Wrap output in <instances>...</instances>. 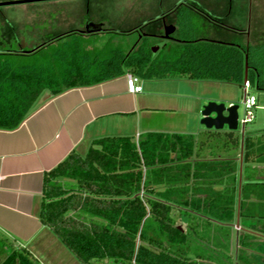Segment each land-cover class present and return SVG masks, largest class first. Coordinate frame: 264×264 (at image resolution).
I'll return each mask as SVG.
<instances>
[{"label":"trees","instance_id":"obj_1","mask_svg":"<svg viewBox=\"0 0 264 264\" xmlns=\"http://www.w3.org/2000/svg\"><path fill=\"white\" fill-rule=\"evenodd\" d=\"M183 8L195 9L179 3L169 12L178 16L169 57L154 51L150 36L129 53L91 54L80 32L55 39L74 36L62 45L52 40L30 51H0V127H19L45 90L56 97L127 72L243 85L247 66L251 88L264 93V45L196 38L191 16L180 15ZM194 144L192 136L160 133L93 141L86 155L72 152L45 175L41 222L80 264H231L196 253L189 235L198 232L194 220L205 230L237 223L236 160L190 161ZM224 172L232 174L231 191L208 188ZM174 212L191 223L188 234L176 226ZM2 264L39 263L19 250ZM235 264L250 262L239 254Z\"/></svg>","mask_w":264,"mask_h":264},{"label":"crops","instance_id":"obj_2","mask_svg":"<svg viewBox=\"0 0 264 264\" xmlns=\"http://www.w3.org/2000/svg\"><path fill=\"white\" fill-rule=\"evenodd\" d=\"M222 2L230 9L229 22H234L235 25L244 12L252 10L248 0H222ZM232 2L241 3L238 6L239 9H237V5H234L237 11L234 10ZM178 4V2L175 3L165 13L123 33L132 31L141 33L143 27L151 28L154 22H159L157 18L162 17L160 21L164 25L163 35L165 28L168 27L165 26L167 24L166 19L172 18V26L176 29L173 34L175 38L178 29L175 24L178 16L177 14L169 15V12ZM192 6L195 9L189 10L197 14V5L193 4ZM35 17L40 18L39 15H35ZM223 18L222 14L217 16L216 20L212 21L213 26L211 25V28L220 29L224 27L222 23H219V19ZM43 23L45 24L42 25V28L37 26V23L27 27L24 22L22 26H19V30L12 28L11 38L17 34L20 36L17 48H1L0 51H30L52 40L55 41L59 37L69 35L66 30V32L49 30L58 27L54 18H49L48 22L44 20ZM94 23L90 25H100L102 27L101 32L86 34V28L81 30L77 37L81 39V36L91 35L89 38H93L109 32L100 23ZM140 26L141 29L137 31ZM192 27L194 28L193 25ZM51 33L54 34L47 38L46 36L51 35ZM3 36L5 35L3 34ZM144 36L156 37L152 34ZM70 37L74 38V36H68L62 40ZM7 38L4 37L3 41L7 42ZM84 38L86 39V37ZM31 40L35 43L40 41L41 44L29 46L27 43ZM211 41L228 43L218 40ZM245 43L247 44L249 41ZM82 45L84 50L91 54L102 53V51H97L94 48L88 50L83 41ZM122 51L124 53L130 52ZM129 73L131 72L98 85L70 89L56 97H51L50 91L45 90L34 104L33 113L19 127L15 129L0 127V252L8 255L5 261L12 252L20 250L31 255L39 264H80L41 222V211L44 204V177L72 152H76L80 156L86 155L95 140L105 137H134L138 140L139 137L149 133L192 136L195 138V144L194 155L190 161L219 163V161L225 162L233 159L237 161L239 159L240 153L238 152L237 157H234L235 153L232 154L231 147L227 148L226 146V140L231 143V138H238V136L234 134L231 137L226 134L222 135L225 128L222 131H216L214 129L207 130L203 126L207 131H201L194 125L195 120L199 119L201 105H203L200 104L199 97L195 99L191 97L192 99H190L189 96L181 93L179 85H174V83L160 87L162 91L157 92V88L146 84L142 85L141 77L135 74L139 78L138 84L143 91L140 94H132L128 91L126 81V76ZM158 80L198 81L186 78ZM198 82L219 84V82L207 80ZM221 98L222 96L218 97V95L212 94L205 101L215 102ZM155 110L171 113V115H166L167 117L160 125L159 132H157L159 128H156L158 124H156L153 116ZM193 125L196 127L195 130H192ZM205 134L208 135L205 136ZM211 139L215 141L216 145L213 144V141L212 143L209 141ZM221 145L223 147L218 148ZM247 147L250 154L256 153L258 157L262 155L261 159L264 161V143H261L259 137L248 139ZM249 157L251 156L249 155ZM231 179L232 174L224 172L222 180L213 178V181L218 182L208 186V188L215 192L226 191L231 188Z\"/></svg>","mask_w":264,"mask_h":264},{"label":"rangeland","instance_id":"obj_3","mask_svg":"<svg viewBox=\"0 0 264 264\" xmlns=\"http://www.w3.org/2000/svg\"><path fill=\"white\" fill-rule=\"evenodd\" d=\"M13 1L23 0H0V4ZM29 1L26 4L0 7V49L17 48L20 36L17 34L11 38L12 28L13 30H19V26H22L23 22L27 24V27H31L28 25L37 23L36 25L42 28V25L45 24L43 23L44 20L48 22L49 18H54L58 27L54 29L50 28V31L66 30L69 34L80 32L81 30H85L88 25L95 24L94 22L100 23L104 29L109 31L106 34L93 38H89L91 35L84 36L87 40L81 36L82 38L80 40L83 41V44L88 50L94 48L97 51L103 52L120 48L124 51H130L134 48L136 49L135 46L142 40V36L152 34L156 37L149 38L150 45L154 48L162 49L161 58L169 57V50L172 48L173 42L161 39L164 28L162 21L154 22L151 28L145 26L141 29L140 26L137 31L141 29V33H137L136 31L129 33L123 32L133 30L139 25H143L146 21L165 13V11L177 2L183 5H197V14L185 8L180 12V15L184 17L191 16V22L194 26L193 29L197 36L196 38H207L232 44H244L246 41H249L251 44L264 45V0H248L250 1L248 4L252 7V10H247V12L242 11L244 13L242 15L241 13L239 14L242 17L236 25L234 22H229L230 9L226 4L224 5L222 0ZM240 4V2H232L234 10L236 9V5L237 9H239L238 6ZM221 14L224 18L218 21L224 27L220 29H216L215 27L211 28L213 26L212 21L216 20V17ZM35 15H39L40 18L35 17ZM165 22L167 23L165 26L173 24L172 18H167ZM258 33L261 34L259 35ZM52 34L54 33L46 37L49 38ZM4 37H8L7 42L3 41ZM72 39L70 37L69 39L55 41L53 42V46L62 45L64 41L71 42ZM27 44L34 46L41 43L40 41L35 43L31 40ZM130 74L134 73L131 72ZM141 83L142 85L146 84L157 88V92L162 91L160 87L173 85L174 83V85H179L180 92L189 96L190 99H192L191 97H194V99L199 97L200 104L203 105H201L199 119L195 120L194 125L201 131H207L201 125V112L208 103L213 102L205 101L212 94H216L218 97L222 96L215 103L224 104L226 107H229L230 103L238 106L240 120H243L245 116V93L243 85L233 83L209 84L188 80L171 82L156 78H141ZM249 94L258 98L257 107L253 109V122L247 124L244 131L241 125L237 132H232L235 136H238L239 140L237 144L234 142L230 143L226 140L227 148L231 147L230 151L232 154L233 152L235 153L234 157H237L238 152L240 153V157L236 161L235 174L237 180L235 188L237 190V198L235 197V202L237 207V220L239 218V226H241L237 229V223H233V226L230 227L217 228L216 226H212L205 230L202 228L203 224L194 220L192 225H199V228L197 227L198 232L194 236L189 235L191 237L190 245L196 253H203L206 256L213 257L215 261L218 260L220 262H225L227 259H230L231 264H235L237 255L239 254L244 256L250 264H264V161L261 159L262 155L258 157L256 153H251V155L250 152H247L248 139L259 137L261 143H264V93L250 88ZM166 115H171V113L160 110L153 112L154 120L158 124L156 128H159L157 132L160 131V125L164 122V119L167 117ZM194 125L192 130L196 128ZM229 133L231 132L225 127L224 134L222 135H228ZM209 141L212 143L213 140L211 139ZM213 144L216 145L215 141H213ZM221 147L223 145L218 148ZM232 185L233 182L231 183V188ZM231 188L227 191H231ZM174 214L176 226L188 234L191 223H189L187 218L180 216L177 212H174ZM240 229L242 230L240 231ZM7 256L2 251L0 252V264L5 261Z\"/></svg>","mask_w":264,"mask_h":264},{"label":"water","instance_id":"obj_4","mask_svg":"<svg viewBox=\"0 0 264 264\" xmlns=\"http://www.w3.org/2000/svg\"><path fill=\"white\" fill-rule=\"evenodd\" d=\"M34 1H46V0H34ZM29 0L23 1H13L0 4L2 6H11V5H18V4H26L29 3ZM32 2V1H31ZM174 26H168L165 28L164 35L162 39L168 41H175L173 34L175 32ZM102 31V27L100 25H90L86 29V34H94ZM154 51H158V48H154ZM247 66L245 69V82L247 81ZM201 125L204 126L207 130H216L222 131L225 127L230 132H237L239 129V113H238V106L233 105L226 107L224 104H218L215 102L208 103L201 112ZM242 162V156H241ZM237 229L240 228L239 226V218L236 224ZM180 229V228H179ZM181 230V229H180Z\"/></svg>","mask_w":264,"mask_h":264},{"label":"built area","instance_id":"obj_5","mask_svg":"<svg viewBox=\"0 0 264 264\" xmlns=\"http://www.w3.org/2000/svg\"><path fill=\"white\" fill-rule=\"evenodd\" d=\"M126 81H127L128 91L130 93L132 94L142 93L143 89L138 84L139 78L137 76L129 73L126 76ZM250 88H251L250 83L248 81L244 82L243 89L245 93V99H244L245 116L243 120L239 119V127L242 125L243 131L247 124H250L253 122V119H254L253 109L257 107V98L254 95L249 94ZM230 106H233V105H230Z\"/></svg>","mask_w":264,"mask_h":264}]
</instances>
